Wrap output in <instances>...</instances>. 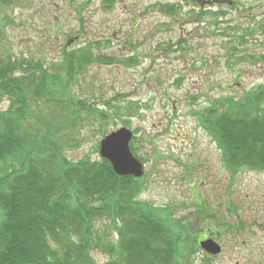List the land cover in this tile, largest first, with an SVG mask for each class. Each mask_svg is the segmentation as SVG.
Listing matches in <instances>:
<instances>
[{
    "label": "rangeland",
    "instance_id": "obj_1",
    "mask_svg": "<svg viewBox=\"0 0 264 264\" xmlns=\"http://www.w3.org/2000/svg\"><path fill=\"white\" fill-rule=\"evenodd\" d=\"M11 1L10 7L0 6V59L27 57L42 61L48 70L63 63L65 52L96 42L100 47L92 48L95 56H111L118 62L90 65L74 82L67 81L65 91L51 89L63 105L70 106L71 98L101 110L107 116L104 122L80 110L79 124L67 134L63 125L69 110L44 102L33 105L46 126L68 135L65 157L98 160L105 136L122 128L131 131L132 154L146 177L139 201L166 208L172 219L186 220L182 225H188L189 258L180 263L192 259L193 264H264V172L242 171L231 179L213 137L195 119L217 99L264 85V62L244 63L239 81L227 64L231 53L227 41L248 28L251 32L238 46L239 53L264 54V32L258 31L264 21V0H245L242 11L226 7V15L219 17L215 8L190 9L188 0H113L108 9L106 0ZM161 6L172 12H162ZM233 27L237 30L228 29ZM61 35H79L80 40L63 51ZM111 35L116 38L106 44ZM129 58L137 63L125 66ZM129 103H134L135 114L125 110ZM117 108L123 109L118 113ZM33 123L32 130L47 134L43 125ZM216 212L224 230L212 237L222 249L212 256L193 242L214 234L218 224L209 214ZM106 223L98 225L99 231ZM106 232L108 242L114 243L112 229ZM91 255L96 262L109 260L99 249Z\"/></svg>",
    "mask_w": 264,
    "mask_h": 264
},
{
    "label": "trees",
    "instance_id": "obj_2",
    "mask_svg": "<svg viewBox=\"0 0 264 264\" xmlns=\"http://www.w3.org/2000/svg\"><path fill=\"white\" fill-rule=\"evenodd\" d=\"M112 1L104 2L107 9ZM243 1L238 6L240 11L246 8ZM12 4L11 0H0L1 7ZM164 8L161 6L160 10L172 12V8L171 12ZM55 19L60 23L58 16ZM258 31L264 32V21ZM248 32L249 28L245 34ZM245 34L227 41L231 45L227 64L237 81L244 74V63L264 62V54L239 53L238 46L247 39ZM60 37L64 50L80 40L79 35ZM108 38L112 42L108 36L106 44ZM94 47L99 48L100 44L67 51L63 63L48 70L42 61L27 57L0 59V264H181L189 258L188 230L185 231L188 225H182L186 220L172 219L168 209H156L139 201L145 176H118L101 158L83 156L71 161L65 157L67 134L79 124L80 110L102 122L107 116L91 104L76 103L71 98L70 106L63 105L51 89L65 91L67 81L74 82L90 65L118 63L111 56H95ZM136 63L129 58L124 64ZM3 102L7 103L6 108L2 107ZM39 102L69 110L63 125L67 134L46 126L41 116L34 113L32 107ZM125 110L135 114L134 103ZM195 119L213 137L231 179L242 171L264 172L263 84L237 97L213 101ZM33 122L43 125L47 134L32 130ZM59 136L61 141L57 142ZM229 206L231 211L230 203ZM217 212L209 214L212 220L207 218L218 224L214 234H210L215 236L224 228H220ZM202 216L200 213L201 219ZM104 221L107 223L101 232L98 225ZM110 228L116 238L114 243L108 242L106 229ZM204 228L206 233L208 228ZM225 230L230 231L231 227L225 226ZM199 241L193 242L197 248ZM98 249L109 260L96 262L91 253ZM186 264H193L192 259Z\"/></svg>",
    "mask_w": 264,
    "mask_h": 264
},
{
    "label": "water",
    "instance_id": "obj_3",
    "mask_svg": "<svg viewBox=\"0 0 264 264\" xmlns=\"http://www.w3.org/2000/svg\"><path fill=\"white\" fill-rule=\"evenodd\" d=\"M131 139L132 133L127 129L122 128L112 132L100 142L99 155L110 164L116 175L141 178L142 166L130 150ZM199 247L208 255L216 256L221 253L220 245L212 240L200 242Z\"/></svg>",
    "mask_w": 264,
    "mask_h": 264
},
{
    "label": "flooded vegetation",
    "instance_id": "obj_4",
    "mask_svg": "<svg viewBox=\"0 0 264 264\" xmlns=\"http://www.w3.org/2000/svg\"><path fill=\"white\" fill-rule=\"evenodd\" d=\"M111 1V0H110ZM241 3L238 1V0H188L187 1V6L192 9V10H208V9H217V10H220L219 13H223L224 12V8L226 7H234L235 9H238V6L240 5ZM57 38H59V36H56ZM110 38H116L115 36L112 37L109 36ZM109 40V38H108ZM57 41H59L57 39ZM74 44V43H72ZM71 44V46H72ZM70 45V44H69ZM68 46V45H67ZM60 49L61 50H64V42H60ZM133 55H134V52H133ZM213 235H203V240H207V239H212ZM212 240L216 241L215 238H213ZM217 243H219L218 241H216Z\"/></svg>",
    "mask_w": 264,
    "mask_h": 264
}]
</instances>
